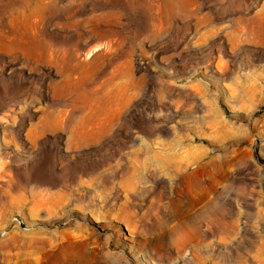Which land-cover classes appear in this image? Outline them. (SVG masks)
Returning a JSON list of instances; mask_svg holds the SVG:
<instances>
[{
	"label": "rangeland",
	"instance_id": "obj_1",
	"mask_svg": "<svg viewBox=\"0 0 264 264\" xmlns=\"http://www.w3.org/2000/svg\"><path fill=\"white\" fill-rule=\"evenodd\" d=\"M0 264H264V0H0Z\"/></svg>",
	"mask_w": 264,
	"mask_h": 264
},
{
	"label": "bare ground",
	"instance_id": "obj_2",
	"mask_svg": "<svg viewBox=\"0 0 264 264\" xmlns=\"http://www.w3.org/2000/svg\"><path fill=\"white\" fill-rule=\"evenodd\" d=\"M76 250H77L76 246L69 242L66 245H64L63 247H61L58 255L64 256V255L74 254V253L77 254Z\"/></svg>",
	"mask_w": 264,
	"mask_h": 264
}]
</instances>
